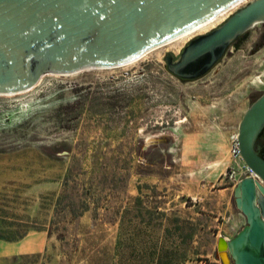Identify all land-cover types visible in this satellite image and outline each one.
I'll return each instance as SVG.
<instances>
[{
	"label": "rangeland",
	"instance_id": "obj_1",
	"mask_svg": "<svg viewBox=\"0 0 264 264\" xmlns=\"http://www.w3.org/2000/svg\"><path fill=\"white\" fill-rule=\"evenodd\" d=\"M263 29L197 81L167 70L165 55L183 41L131 65L47 73L32 89L0 95V217L15 223H0V233L28 231L19 245L6 241L0 264H89L98 251L113 264H181L186 254L185 264H222L218 239L247 226L234 193L250 174L231 148L264 94ZM63 195V206L87 199L90 211L57 214ZM53 219L67 243L49 234Z\"/></svg>",
	"mask_w": 264,
	"mask_h": 264
},
{
	"label": "water",
	"instance_id": "obj_2",
	"mask_svg": "<svg viewBox=\"0 0 264 264\" xmlns=\"http://www.w3.org/2000/svg\"><path fill=\"white\" fill-rule=\"evenodd\" d=\"M243 0H0V94L36 87L47 73L80 75L132 64L193 28L209 25ZM264 23V0H253L191 45L170 70L225 49ZM264 127V94L246 111L238 132L243 162L254 175L235 189L247 226L227 241L222 264H264V159L255 150Z\"/></svg>",
	"mask_w": 264,
	"mask_h": 264
},
{
	"label": "trees",
	"instance_id": "obj_3",
	"mask_svg": "<svg viewBox=\"0 0 264 264\" xmlns=\"http://www.w3.org/2000/svg\"><path fill=\"white\" fill-rule=\"evenodd\" d=\"M255 150L257 152V154L264 159V127L262 128V130L260 131L257 139H256V142H255ZM69 152V151H68ZM98 174L99 173V170H95L93 172V174ZM69 183H70V172L67 174L66 178H65V181H64V186H65V192L67 189H70V186H69ZM64 195L59 197L58 200H57V203H56V208L57 209V214H58V211L59 212H68L69 215L71 216H74V217H79V216H82L84 215L86 212L90 211V200H87V199H80V200H75V202H71V203H67L65 204V208L63 210V203H64ZM56 219H53L50 223V229H49V234L51 235H54L55 234H58V240L65 244L67 243V236H66V233H67V228L63 227L62 228L55 222ZM178 221V220H176ZM0 223L2 224H6L8 226H12L14 225L15 223L14 222H8L5 218L3 217H0ZM186 225H191L189 221L186 222ZM57 231V232H55ZM61 231V232H60ZM193 229H192V232L188 233L186 235V242L188 241H191L193 239ZM28 231H24L22 233H18L16 235H13V236H7L5 234H1L0 233V240H3V241H7V242H16V241H20L22 240L26 235H27ZM78 251V250H77ZM76 251V252H77ZM82 253V252H81ZM193 255H198L197 253H192ZM68 255V253H67ZM83 255L84 252H83ZM14 259H18L17 257H15ZM201 260L200 261H206L207 263L210 264L209 260L207 259H204L202 260V258H200ZM188 260H191L188 256V254L184 255L182 257V259L180 260L181 261V264H185ZM88 261H89V264H113L114 262V259L113 257H111L110 253L109 252H101V251H98V252H93L91 256H88ZM159 264H165L163 263V261H161Z\"/></svg>",
	"mask_w": 264,
	"mask_h": 264
},
{
	"label": "flooded vegetation",
	"instance_id": "obj_4",
	"mask_svg": "<svg viewBox=\"0 0 264 264\" xmlns=\"http://www.w3.org/2000/svg\"><path fill=\"white\" fill-rule=\"evenodd\" d=\"M222 25V24H221ZM257 25H264V23H258L255 24L251 29L247 30L243 34L237 36L233 41H231L225 49H218L215 52V61L214 63L210 65L213 56L211 54L204 55L194 62L190 63L186 67L182 68L179 70L180 75L174 74L171 70L170 67L178 64L180 57L185 53L187 48H189L191 45L194 43L198 42L201 40L203 37L211 34L214 30H216L218 27L215 29L211 30L210 32L202 35H195L190 41H188L186 44L181 46L180 50L178 53H175L174 51L168 52V54L165 55V63L167 66V70L172 73L174 76L178 77L179 79L185 81V82H191V81H197L200 79L205 78L210 74V72L217 67L222 60L231 52L233 49L234 51H239L240 48L247 42L249 33L250 31L255 28ZM264 46V29L261 32V36L258 40V48H262Z\"/></svg>",
	"mask_w": 264,
	"mask_h": 264
},
{
	"label": "bare ground",
	"instance_id": "obj_5",
	"mask_svg": "<svg viewBox=\"0 0 264 264\" xmlns=\"http://www.w3.org/2000/svg\"><path fill=\"white\" fill-rule=\"evenodd\" d=\"M249 1H251V0H243V1H241L237 5L231 7L223 17L215 20L214 22L210 23L209 25L201 26V27H198V28H193L192 30H190V31L186 32L185 34L173 39L172 41L168 42L167 44L159 46L157 49H155V50L151 51L150 53L146 54L141 59H143V58H145V57H147V56H149L151 54H154V53L158 52L159 50L165 49L167 47H170L172 49L178 44L180 46L181 43L183 44V41H185L187 43L195 35H201V34H205V33L209 32L210 30L214 29L217 25H219V23H222L227 18H229L234 13V11L238 10L240 7H242L243 5L247 4ZM138 61H136V62H138ZM136 62H134V63H136ZM134 63H132V64H134ZM129 65H131V64H129ZM0 95L10 96L11 94H0ZM247 171L249 172L250 170L248 169ZM222 238L224 239V243H222V245H221V249H220L219 255H220L221 260L227 261V259L229 257L228 256L227 241L230 240V239L227 238V237H222Z\"/></svg>",
	"mask_w": 264,
	"mask_h": 264
},
{
	"label": "built area",
	"instance_id": "obj_6",
	"mask_svg": "<svg viewBox=\"0 0 264 264\" xmlns=\"http://www.w3.org/2000/svg\"><path fill=\"white\" fill-rule=\"evenodd\" d=\"M231 153H232V157L234 158L235 161L242 162L245 166V163L243 162V159H242L241 150L239 147L238 134H236V136H234V138L232 140ZM246 169L248 170L247 167H246ZM249 174L254 175L252 173V171H249Z\"/></svg>",
	"mask_w": 264,
	"mask_h": 264
},
{
	"label": "crops",
	"instance_id": "obj_7",
	"mask_svg": "<svg viewBox=\"0 0 264 264\" xmlns=\"http://www.w3.org/2000/svg\"><path fill=\"white\" fill-rule=\"evenodd\" d=\"M23 240H20V241H17V242H12L11 244L19 245L20 243H22ZM5 243L6 244H4L3 240H0V257L7 255V250H8L9 243H7L6 241H5Z\"/></svg>",
	"mask_w": 264,
	"mask_h": 264
}]
</instances>
